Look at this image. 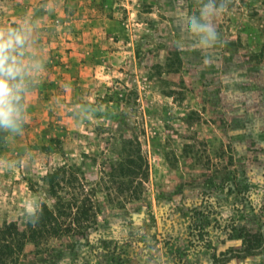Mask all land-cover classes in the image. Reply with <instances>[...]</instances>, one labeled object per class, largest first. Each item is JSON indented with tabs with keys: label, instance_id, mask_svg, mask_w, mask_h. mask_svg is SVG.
<instances>
[{
	"label": "rangeland",
	"instance_id": "374dc122",
	"mask_svg": "<svg viewBox=\"0 0 264 264\" xmlns=\"http://www.w3.org/2000/svg\"><path fill=\"white\" fill-rule=\"evenodd\" d=\"M234 2L206 59L194 0H0L57 12L0 131L2 264H264V0Z\"/></svg>",
	"mask_w": 264,
	"mask_h": 264
},
{
	"label": "clouds",
	"instance_id": "9594fccd",
	"mask_svg": "<svg viewBox=\"0 0 264 264\" xmlns=\"http://www.w3.org/2000/svg\"><path fill=\"white\" fill-rule=\"evenodd\" d=\"M197 11L186 13V23L191 48L201 52L206 59L211 58L214 49L221 43L216 19L228 9L225 0H194ZM230 3V0H228ZM30 29L27 27H0V131L17 136L23 132L28 120V112L23 103L26 77L35 67L26 65L22 51L28 45ZM26 221L38 222L42 214L35 205L25 209Z\"/></svg>",
	"mask_w": 264,
	"mask_h": 264
},
{
	"label": "crops",
	"instance_id": "0c3cea01",
	"mask_svg": "<svg viewBox=\"0 0 264 264\" xmlns=\"http://www.w3.org/2000/svg\"><path fill=\"white\" fill-rule=\"evenodd\" d=\"M36 1L40 0H26L29 4H35ZM7 8L9 9L6 10L5 13H0V27L6 28V22L9 24L8 28H11L12 24L21 23L22 27L30 29V38H36L37 30L41 29V27H47V22L51 20L52 17H57L55 14L57 12L30 10L27 15H23V13L20 12L10 11V6H7ZM22 19H24V21H22ZM33 59L34 56H32V46L28 43L27 47L24 49L25 64L34 65Z\"/></svg>",
	"mask_w": 264,
	"mask_h": 264
},
{
	"label": "trees",
	"instance_id": "16d2710c",
	"mask_svg": "<svg viewBox=\"0 0 264 264\" xmlns=\"http://www.w3.org/2000/svg\"><path fill=\"white\" fill-rule=\"evenodd\" d=\"M219 2H220V0H217V3H219ZM225 3L227 4L228 9H231L234 6V4H235L234 0H230V3L228 2V0H225ZM131 164H132V162H126V163L118 162L119 169L122 171L121 174H123L124 170H128V169L131 170L130 169L131 166H132ZM61 169L62 168H55L53 171H51V172L47 173L45 176H43V181L46 184H48V186L50 187V189H51L50 192L52 193V195H56V193H57L56 192V187H58V185H60V184H56V181L58 180V178L61 175ZM62 179H63V181L65 180V178H62ZM44 214H47L49 216L50 222L52 224L53 223L52 220L54 219L55 216H54L53 212L48 209L47 206L43 207V215ZM13 230L15 232H17V228L16 227ZM4 231H3L2 228H0V232H4ZM7 232L11 233V228L10 227H9ZM248 251H249V249H248ZM5 255H6V250L0 243V264L3 263Z\"/></svg>",
	"mask_w": 264,
	"mask_h": 264
}]
</instances>
